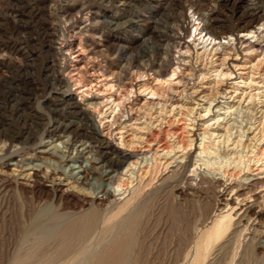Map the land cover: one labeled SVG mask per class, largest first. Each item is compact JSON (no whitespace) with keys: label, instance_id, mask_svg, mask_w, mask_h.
Returning a JSON list of instances; mask_svg holds the SVG:
<instances>
[{"label":"bare ground","instance_id":"6f19581e","mask_svg":"<svg viewBox=\"0 0 264 264\" xmlns=\"http://www.w3.org/2000/svg\"><path fill=\"white\" fill-rule=\"evenodd\" d=\"M70 1L68 0L67 3ZM112 1L118 3V9L125 8L128 3L127 0H108L105 2ZM235 1L225 0L221 9L223 10L226 5L234 4ZM85 2L87 0H81V3ZM138 2L140 4L145 3L151 12L156 15L160 14V18L167 12L168 6L162 3L161 0H138ZM165 2L167 1L165 0ZM173 2H176V0ZM244 3H246L243 6L245 9L244 15L251 21L249 23L247 20L249 24L243 26L241 32H247L246 35L253 34L252 37L255 38L256 36L257 38L254 41L250 40V38L242 39L243 41L241 42L242 44L246 43L243 51L247 53V62L252 63L258 59V62L252 65V71L255 73L264 61V30L261 29L264 27V0H245ZM205 6L207 5L202 0L191 3V7L194 10L192 15L189 16L188 22L193 24L186 32L188 36H191L192 29H194L193 44L196 48L201 46L197 48L195 63L200 61V65L197 67L192 63V59L189 58L187 60L188 57L185 55L191 52V45L187 46V50L184 53H180L179 57L182 56L181 60L184 63H191L189 75H185V72L180 70V63L168 71L170 66H174L177 63L174 62L173 48H180V37L176 34L170 35L167 32L168 30H163L161 22L159 23L158 20L154 27H151V36L145 38L143 27L139 23L140 20L136 18L135 21L129 19L121 20L116 14L104 12L98 20L92 21L89 26H86L90 33L91 45L93 46H91V51L97 52L99 41H104L105 45L108 44L109 49L116 50V58L124 57L126 64L119 70L121 79L124 74L131 72L134 68L136 70L144 69V73L147 72V75L150 76L140 86V91L144 93L145 99H147L146 95H152L153 97H159V99L165 98V102H167L166 98L170 96L171 92H176L178 83L183 82L188 85L191 80H194L192 88L195 89L197 88L195 78H204L208 74L212 76L215 71H219L217 74L219 79L215 80V83L218 84L223 81L222 75H230L229 72L221 71L219 68L224 65L231 52H235L238 55L236 43L234 42V40L237 41L238 37L234 39L231 33V35H228L229 32L225 28L226 26L223 27L224 23L222 24L218 19H212L210 22L202 24L201 19L206 15L203 12L206 8ZM50 7L52 6L50 5ZM171 8V10L175 11L180 9L181 5L174 3ZM65 11L67 15L71 16V19L74 20L77 17L71 14L70 6H65ZM86 11L89 12V15L96 14L94 6L85 5L80 9L79 13H85ZM196 14H199L197 18H195ZM141 16L143 15L139 17ZM254 24L256 25L253 26ZM129 26L135 27V33L138 31L141 34L133 35L130 39L135 40L140 37L143 39V55L156 56V59L149 61L150 57L142 62L140 60L141 54L130 53L127 55L128 47L118 45L120 42L117 44L115 37H111V33L126 32L129 30ZM238 27L240 28L241 26ZM224 33L227 34V40L225 41L222 40L224 36H221ZM102 44L104 43L102 42ZM53 46L49 43L47 46L48 51L55 49ZM54 53L56 52L54 51ZM216 55H219L222 61L220 64L213 65L217 62V59L213 60ZM210 56H212L211 67L207 68L208 66L203 64V62L205 57L208 58ZM202 64L204 66H201ZM57 67L55 70H57ZM51 82L49 85L54 88V80ZM250 86L252 88V85ZM233 87L235 91L240 89L237 86ZM28 89L30 90V88ZM224 92L225 90L221 93ZM32 94H29L27 99L32 100ZM53 95L56 98L61 97V101L67 106L70 114H77L82 116L83 119L80 125L73 123L58 124L48 130L47 134L52 137L61 133L69 135V140L65 144L67 150L60 151L58 147L52 145L39 146L41 145L38 142L39 134L36 131H32L31 128L25 130L24 135L21 137H15L12 134L10 138L13 140L18 138L17 140L23 144L22 147L24 149L29 148L35 151L39 149L34 154L37 158L42 156L38 154H44V156L48 154L51 157L62 159L63 162H68L71 160L74 150H76V154L82 153L84 150L93 152L95 155L94 162L102 163L101 167L117 171V175L111 179L117 189L114 188L113 191H107L105 193L106 196H99V192L96 193L95 187L90 184V179L98 167H89L82 162L78 166L72 167V176L69 175L63 178L64 173L55 172L52 168L50 169L48 164L44 166L35 164L28 168V170H32L30 172L20 169L21 171L17 176L8 173L0 174V180L6 186H15L22 197H24L23 214L17 221L13 256L8 264H210L211 256L214 255L218 245H220L217 249L219 251L226 245L231 248L230 246L235 243L237 246L233 247V250H236L238 244L242 242L241 238L247 229L242 223L243 216H247L248 219H264V211L259 210L264 201V148L256 146V144L251 146L252 143H243L244 132L239 130L234 143L238 147L242 145L243 149L238 151L221 150V143L225 145L230 142L232 130L235 126L233 128H230L229 124L224 126L221 135L225 136V140L222 142L216 139L215 133L210 129L205 128L201 134L200 160H202L204 165L211 167L210 174L201 170V166L197 167V164L193 165L194 168L188 173H185L188 166L186 163L178 162L171 171L160 178L159 174L172 167L170 165L176 162L177 158L174 161H171V159L170 161H162L163 157L160 158L159 148H157L150 160L147 157L150 150H143L146 145L139 142L141 138L138 136L137 130H150V127L155 122L152 120L154 113L157 114L154 118L158 122L165 120L167 113L172 112L175 118L179 115L183 117L178 121L185 120L187 122L193 114L194 107L187 108L186 111L182 109L175 112L174 108L168 109L165 104H162L160 102L162 99L158 101L147 99L142 105L138 103L136 111H143V113H140V117H137L136 120L149 116V122L143 126L133 123L124 125L118 133L120 138L117 139L118 145L116 146L101 135L93 117H91L92 115L90 116L84 108H81L78 101L73 100L69 94H60L59 90L58 92L54 91ZM257 96L258 94L255 93L250 95L254 99ZM207 97L209 98L208 105L204 111H210L211 104L215 100V95L212 96L208 93ZM47 103L49 104V102ZM159 104H162V107L158 110L157 106ZM171 104L173 105L174 102H171ZM181 106L184 108L185 103H182ZM121 107L120 102L111 103L110 109L115 121H118L119 118L121 119L125 113ZM234 107L235 104L226 107L221 106L219 110L224 109L225 113H228L229 110H234ZM153 109H155V112H153ZM219 110L216 116L220 115ZM239 116L234 119L239 121ZM238 123L237 128L243 125L242 121ZM128 127L132 128V134L131 139L126 142L123 130ZM258 128L259 126H256L255 130ZM1 131L0 135L8 138L9 132L5 130L1 134ZM259 132L262 133V136L257 138V140L261 142L264 140V127L259 129ZM254 134L256 139L257 134ZM187 138L183 145L185 149L193 145V139ZM138 143H141V150H136ZM177 144L178 148L182 147V142ZM121 145H126L132 150H123L120 147ZM257 147L258 152H255L254 149ZM174 148L175 146H168V154L175 150ZM246 148L249 150L244 154V149ZM250 152L253 156H249ZM140 154L146 156L139 158L138 155ZM7 156L9 157V154ZM180 157L184 159L185 154ZM139 160H141L140 163ZM78 162L80 161L78 160ZM142 162L143 164H141ZM251 162H254L253 166L260 162L262 163L257 167L258 172L256 174H243L244 177L241 182L239 180L241 173L246 169L252 170ZM149 174H151V178L147 182L144 181ZM68 177L74 179L73 182L78 184L77 192L71 190L70 185L65 183ZM156 180L160 182L159 185H154ZM90 186L95 192L94 190L93 192L86 190V187L89 189ZM260 188L263 190L260 191ZM176 194L180 195V199L176 197ZM249 199L252 202H246ZM220 204L223 205L222 209L220 208L221 212L212 216ZM240 223L242 224L241 228L239 226ZM256 249L261 250L260 247ZM226 264H233V257Z\"/></svg>","mask_w":264,"mask_h":264},{"label":"rangeland","instance_id":"374dc122","mask_svg":"<svg viewBox=\"0 0 264 264\" xmlns=\"http://www.w3.org/2000/svg\"><path fill=\"white\" fill-rule=\"evenodd\" d=\"M67 1L68 0H0V47L2 46L0 48L2 52H0V131L2 130L1 134H3L5 130L9 132L8 138L7 136L0 135V174L8 173L17 176L21 170L27 172L32 171L28 170V168L35 164H41L42 166L48 164L50 169L52 168L55 172L60 171L64 173L62 176L63 178L69 175L72 176V167L78 166L82 162L89 167H98L97 171L93 173L90 179V184L95 187L96 193L99 192V196H106L105 193L107 191H113V189L116 188L111 179L117 175V171L101 167L102 163L94 162L93 159H95V155L93 152L84 150L82 153L76 154V150H74L71 160L68 162H63L62 159L51 157L48 154L46 156H44V154H38L44 157L41 156L37 158L34 154L39 149L36 151L29 148L24 149L22 147L23 144L17 140L18 138L14 140L10 138L12 134L15 137H21L24 135L25 130L31 128L32 131H36L39 134L40 141L38 140V142L41 144L39 146L44 147L52 145L58 147L60 151H66L65 144L69 140V135L61 133L60 135L58 134L52 137L47 134L48 130L58 124L73 123L80 125L83 119L82 116L77 114H70L67 106L61 101V97L56 98L55 95H53V92H58V90L60 94H69L73 100L75 99V101H78L80 107L84 108L90 116L92 115L91 117H93L95 125L101 135L116 146L118 145L117 139L120 138V134L118 133L124 125L133 123L138 126H143L145 123L149 122V116L141 117V119L136 120L137 117H140L139 114L143 113V111H136L138 103L142 105L147 99H154L155 101L162 99L160 102L165 104L168 109L174 108L175 112L182 109L186 111L187 108L194 107L193 114L187 122H185V120L178 121L183 117L179 115L175 118L173 112L167 113L166 119L158 122L156 118H154L157 114L154 113L152 120L155 122L154 125L150 127V130H137L138 136L141 138L139 142L146 145V148H143V150H150L147 154L150 160L157 148H159L160 158L163 157L162 161H170V159L174 161V159L177 158L176 162L170 165L172 167L163 171L162 174H159L160 178L171 171L178 162L182 164L186 163L188 166V170L186 169L185 173H188V171L194 168L193 165L197 164V167L201 166V170L210 174L212 170L211 167L204 165L202 160H200L201 134L204 132L205 128L213 131L216 139L222 142L225 140V136L221 135L224 126L228 124L230 128L235 126L232 130L233 133L230 142L225 145L221 143V150L223 151H238L243 149L242 145L238 147L234 143L237 139L236 136L239 130L244 132L243 143H252L251 146L256 144V146H262L264 148V140L261 142L257 140V138L262 136L259 129L264 127V61L254 73L252 71V65L253 63H257L258 59L252 63L247 62V53L243 51L246 43L242 44V39L245 40L250 38V40L254 41L257 38L256 36L255 38L252 37L253 34L246 35L247 32H241V28L251 21V19H248L244 15L245 9L243 6L246 4L244 3L245 0H236L234 4L224 6L223 10L221 8L225 0H211L212 2L210 0H202L207 5L203 10L206 15L201 19L202 24L210 22L212 19H218L222 24L224 23L223 27L226 26L225 28L229 32L228 35L232 34L234 39L238 37L237 41L234 40L238 55L235 52H231L224 65L219 68V70L229 72L230 74L228 76L222 75V82L218 84L215 83V80L219 79V76H217L219 71L213 72L212 76L208 74L204 78L199 77L196 79L194 77L197 88H192L194 80H191L188 85L183 82L178 83L176 92H171L170 96L166 98L167 102H165V98L159 99V97H153L152 95H146L147 99H145L144 93L140 91V86L144 80L150 78V76L147 75V72L144 73V69L136 70L134 68V71L127 72L121 79L119 77V70L126 64V59L124 57H120L119 59L116 58V50L109 49L108 44L105 45L104 41H99L97 52L91 51L93 46L91 45L89 39L90 33L86 26H89L92 21L98 20L102 13L107 12L118 15L121 20L129 19L135 21V18L140 20L139 23H141V27H143L144 37L148 38L151 36V27H154L158 20L159 23L161 22L160 24L163 30H168L167 32L170 35L176 34L180 37V48H173L174 62L178 64L176 63L174 66H170L168 71L180 63V70L185 72V75H189L191 63H184L181 60L182 56H179L180 53H184L185 50H187L188 45H191V52L185 54L188 57L187 60H189V58L192 59V63L195 64L196 67L200 65V61H198V63H195V61L197 48L201 45L196 48L193 44L194 29H192L191 36H188L186 32L193 24L188 22L189 16L192 15L194 10V8L191 7V3L197 0H176V2H173L175 0H171L172 2L170 0H166L167 2L161 0L162 3L168 6L167 12L165 15H162L161 18L160 14L156 15L151 12L145 3L140 4L138 0H127L128 3L123 9H118L117 2H105L108 0H87L85 3H81V0H71L69 3H67ZM66 3L71 8V14L77 16L74 20L71 19V16L67 15L65 11V6H67ZM174 3L180 4L181 8L175 11L171 10V6L174 5ZM50 5L52 7H50ZM84 5L94 6L96 14L89 15L88 11L80 14L79 11ZM140 15H143L141 16L142 18L139 17ZM198 16L199 14H196L195 18ZM255 25L256 24L253 26ZM238 26L241 27L239 28ZM128 29L129 30L126 32L111 33L110 35L112 38L115 37L114 39L117 44L120 42L118 45L128 47L127 55L130 53L137 55L141 54L140 60L142 62L150 57L149 61L156 59V56L143 55V39H141V37L135 40L130 39L133 35L141 34L138 31L135 33L136 28H133V26ZM261 29L264 30V27ZM47 30H49V33ZM47 34L48 36H46ZM226 35V33H224V35L221 34V36H224V38H222L223 41L227 40ZM102 42L104 44H102ZM49 43L54 45L53 47L57 51L55 49L52 50L53 52L51 50L48 51L47 46ZM54 51L56 53H54ZM106 52L109 53L107 54ZM211 57L212 56L208 58L205 57L204 59L203 64H206L208 66L207 68L211 67ZM48 59L49 61H47ZM215 59H217V62L213 65L220 64L222 61L219 55L214 56L213 60ZM179 60L181 61L179 62ZM203 64L201 66H204ZM56 67L57 70H55ZM50 68L51 70H49ZM52 80H54L56 84H54V88L49 85ZM250 85H252V88ZM233 86H237L240 89L235 91ZM28 88H30V90ZM224 90L225 92L221 93ZM31 93H33L32 100H29L27 97ZM208 93L212 96L215 95V100L211 104L210 111H204L205 107L208 105L209 98H206ZM253 93L258 94L255 99L250 97ZM47 102H49V104ZM113 102H120L122 110L125 111L124 115L121 119L119 118L118 121L114 120L113 114L111 113L110 106ZM171 102H174V104L172 105ZM182 103H185L184 108L181 106ZM162 104L157 106L158 110L162 107ZM233 104H235L234 110H229L228 113H225L224 109L219 110L221 106L226 107ZM218 110L220 115L216 116ZM153 112H155V109H153ZM237 116L240 117H238L239 121L234 119ZM247 118L248 120H246ZM240 121L243 122V125L237 128L236 126L237 124L239 125L238 122ZM251 126L252 128H250ZM256 126H259V128L255 130ZM131 129V127L124 130L122 129L126 142L131 139ZM44 131L45 133H43ZM254 133L257 134L256 139L254 138ZM187 137L193 139V145L185 149L183 145L187 141ZM178 142H182V147L178 148ZM140 145L141 143H138L136 150H141ZM170 145L175 146V150L168 154L167 147ZM120 147L123 150H132V148L126 145H121ZM248 150V148L244 149V154ZM254 150L258 152V147ZM7 154H9V157ZM183 154H185L184 159L180 157ZM138 156L142 158L146 155L140 154ZM249 156H253V154L250 152ZM78 160L80 162H78ZM140 162L141 160H139V163ZM143 162L141 164H143ZM261 163L262 162L253 166L254 162H251L252 170L246 169L243 171L239 180L241 182L243 181V174H256L258 172L257 167ZM150 178L151 174H149L144 181L147 182ZM73 181L74 179L68 177L65 183L70 185L71 190L77 192L78 184ZM159 184L160 182L157 180L154 181V185ZM86 188L85 189L89 192H93L94 190L91 186L89 189L88 187ZM259 190L262 191L263 189L260 188ZM176 197L180 199L179 194H176ZM246 202L250 203L252 201L249 199ZM23 206L24 197H22L18 189L15 186H6L4 182L0 180V264H8L13 256L16 243L17 221L23 214ZM222 207L223 205L220 204L216 208L217 211H215L212 216L221 212ZM259 210L264 211V201ZM237 218L238 216L236 220ZM242 220V223L247 229L241 238L242 242L238 244V250H233V247L237 246L235 243L230 246L231 248L226 245L222 249L219 248V251L217 249L220 245H218L217 249L214 251V255L211 256L210 264H226L232 257L233 264H264V219H248L247 216H243ZM241 225L240 223V228ZM257 247H260L261 250H257Z\"/></svg>","mask_w":264,"mask_h":264}]
</instances>
